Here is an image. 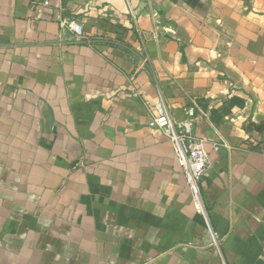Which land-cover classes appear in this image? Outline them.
<instances>
[{
  "label": "crops",
  "instance_id": "1",
  "mask_svg": "<svg viewBox=\"0 0 264 264\" xmlns=\"http://www.w3.org/2000/svg\"><path fill=\"white\" fill-rule=\"evenodd\" d=\"M30 2L0 0V264H264V0ZM157 104L206 115V215Z\"/></svg>",
  "mask_w": 264,
  "mask_h": 264
},
{
  "label": "built area",
  "instance_id": "2",
  "mask_svg": "<svg viewBox=\"0 0 264 264\" xmlns=\"http://www.w3.org/2000/svg\"><path fill=\"white\" fill-rule=\"evenodd\" d=\"M51 7L50 0H31L30 9L38 11ZM65 9L56 8V19L60 21L64 29L74 33L81 40L85 37L84 27L78 20L63 17ZM130 13L133 14L130 8ZM157 115L150 123V127L168 136L173 144L177 161L186 177L198 210L206 215L201 182L210 166L209 155L206 151L207 141L198 138L194 132V122L198 116L206 118V115L194 105L185 109L186 119L176 121L169 109L163 104L156 105ZM219 146H216V150Z\"/></svg>",
  "mask_w": 264,
  "mask_h": 264
}]
</instances>
